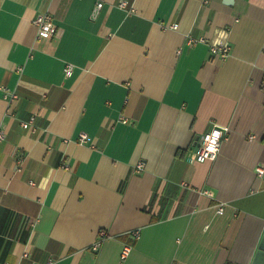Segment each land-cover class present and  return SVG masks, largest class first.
Returning a JSON list of instances; mask_svg holds the SVG:
<instances>
[{
    "label": "crops",
    "instance_id": "1",
    "mask_svg": "<svg viewBox=\"0 0 264 264\" xmlns=\"http://www.w3.org/2000/svg\"><path fill=\"white\" fill-rule=\"evenodd\" d=\"M97 1L0 0V264H251L264 234V0H129L133 12L103 0L91 18ZM46 9L54 32L38 37ZM224 29L225 60L185 43ZM213 124L227 138L199 162Z\"/></svg>",
    "mask_w": 264,
    "mask_h": 264
},
{
    "label": "built area",
    "instance_id": "2",
    "mask_svg": "<svg viewBox=\"0 0 264 264\" xmlns=\"http://www.w3.org/2000/svg\"><path fill=\"white\" fill-rule=\"evenodd\" d=\"M103 5H104L103 0H98L96 2L91 13V18H96L98 16L99 11ZM117 6L128 12L135 11V8L130 4L129 0H119L117 2ZM34 23L37 27L38 37H50L53 34L54 32L53 14L49 9H46L38 13V15L34 19ZM169 26L175 29L178 27L176 23H173ZM185 43L188 46H194L197 43H207L209 44L212 58L219 57L222 60L226 59V57L230 54L232 48L231 42L229 40V29H224L222 31L221 39H219L218 41H211L205 35L195 36L193 34H188L186 36ZM73 66H74L73 63L66 64L64 69L66 75H70L72 73ZM19 69L21 70L22 68L20 67ZM2 87L5 90L6 95H8L11 100L17 96L15 91H10L5 86ZM34 121H35V116L31 115L29 119L23 120L21 124L24 128H28L34 124ZM122 121L127 122L128 119L126 117H122ZM227 132H228V127L219 126L217 124H213L207 131H205L196 143V147H195L196 160L199 162H203L206 160H214L220 151L222 142L227 138ZM214 133L218 135H214ZM5 137H6V132L0 129V141L5 139ZM251 137H253V135ZM87 138L88 135L85 132H82L80 134L81 142H85ZM62 166L65 168H69L66 162L62 163ZM136 168L138 171L142 170L143 162H139ZM256 172L257 175L261 177L264 173V166L262 164L257 165ZM223 211H224V203L221 202L218 205L217 212L222 213ZM105 234L106 233L104 230L100 231L99 237L91 245V249L93 251H98ZM139 236H140V229L137 228L131 231V237L133 239H137L139 238ZM130 251H131V243L124 244L122 249V256L126 257L130 253ZM45 264H52V261L49 260Z\"/></svg>",
    "mask_w": 264,
    "mask_h": 264
},
{
    "label": "water",
    "instance_id": "3",
    "mask_svg": "<svg viewBox=\"0 0 264 264\" xmlns=\"http://www.w3.org/2000/svg\"><path fill=\"white\" fill-rule=\"evenodd\" d=\"M251 264H264V234Z\"/></svg>",
    "mask_w": 264,
    "mask_h": 264
},
{
    "label": "trees",
    "instance_id": "4",
    "mask_svg": "<svg viewBox=\"0 0 264 264\" xmlns=\"http://www.w3.org/2000/svg\"><path fill=\"white\" fill-rule=\"evenodd\" d=\"M154 194L151 196V199H150V201H149V205H151L152 204V202H153V199H154ZM226 264H231V263H226Z\"/></svg>",
    "mask_w": 264,
    "mask_h": 264
},
{
    "label": "clouds",
    "instance_id": "5",
    "mask_svg": "<svg viewBox=\"0 0 264 264\" xmlns=\"http://www.w3.org/2000/svg\"><path fill=\"white\" fill-rule=\"evenodd\" d=\"M214 135H218V134H215V133H214Z\"/></svg>",
    "mask_w": 264,
    "mask_h": 264
}]
</instances>
